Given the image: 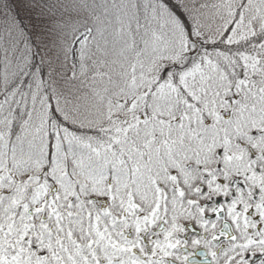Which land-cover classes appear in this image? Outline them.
<instances>
[{
	"label": "snow or ice",
	"instance_id": "obj_1",
	"mask_svg": "<svg viewBox=\"0 0 264 264\" xmlns=\"http://www.w3.org/2000/svg\"><path fill=\"white\" fill-rule=\"evenodd\" d=\"M0 264H264V0H0Z\"/></svg>",
	"mask_w": 264,
	"mask_h": 264
}]
</instances>
